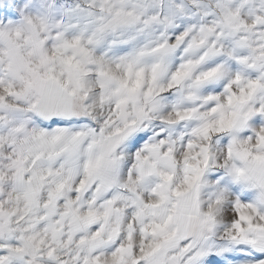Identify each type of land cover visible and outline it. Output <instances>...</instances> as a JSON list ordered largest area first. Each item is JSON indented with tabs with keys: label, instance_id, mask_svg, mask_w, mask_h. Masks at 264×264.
<instances>
[{
	"label": "snow or ice",
	"instance_id": "1",
	"mask_svg": "<svg viewBox=\"0 0 264 264\" xmlns=\"http://www.w3.org/2000/svg\"><path fill=\"white\" fill-rule=\"evenodd\" d=\"M0 264H264V0H0Z\"/></svg>",
	"mask_w": 264,
	"mask_h": 264
}]
</instances>
